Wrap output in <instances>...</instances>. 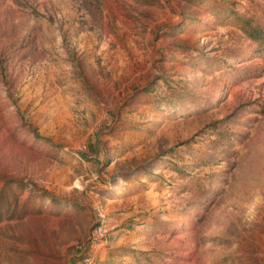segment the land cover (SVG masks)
<instances>
[{"label":"rangeland","instance_id":"374dc122","mask_svg":"<svg viewBox=\"0 0 264 264\" xmlns=\"http://www.w3.org/2000/svg\"><path fill=\"white\" fill-rule=\"evenodd\" d=\"M89 256L264 264V0H0V264Z\"/></svg>","mask_w":264,"mask_h":264},{"label":"built area","instance_id":"2783aa9c","mask_svg":"<svg viewBox=\"0 0 264 264\" xmlns=\"http://www.w3.org/2000/svg\"><path fill=\"white\" fill-rule=\"evenodd\" d=\"M103 214L99 213V219L95 221L93 227L90 230V234L88 237V248L93 250L97 246L105 243V238L107 236V228L102 222ZM92 256L85 257L84 259L87 261L86 264H91Z\"/></svg>","mask_w":264,"mask_h":264}]
</instances>
